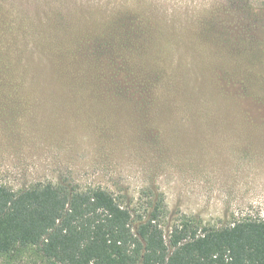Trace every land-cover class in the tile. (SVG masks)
Returning <instances> with one entry per match:
<instances>
[{
    "label": "rangeland",
    "instance_id": "374dc122",
    "mask_svg": "<svg viewBox=\"0 0 264 264\" xmlns=\"http://www.w3.org/2000/svg\"><path fill=\"white\" fill-rule=\"evenodd\" d=\"M46 183L264 220V0H0V185Z\"/></svg>",
    "mask_w": 264,
    "mask_h": 264
},
{
    "label": "trees",
    "instance_id": "16d2710c",
    "mask_svg": "<svg viewBox=\"0 0 264 264\" xmlns=\"http://www.w3.org/2000/svg\"><path fill=\"white\" fill-rule=\"evenodd\" d=\"M55 69L58 83L67 73L58 62ZM143 210L100 187L46 183L16 192L0 185V258L33 247L48 264H264L262 219L216 229L183 215L166 235L163 196Z\"/></svg>",
    "mask_w": 264,
    "mask_h": 264
}]
</instances>
